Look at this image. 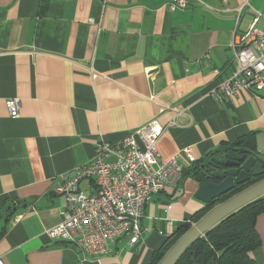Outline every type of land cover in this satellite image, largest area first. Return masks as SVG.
<instances>
[{
  "label": "crops",
  "instance_id": "crops-1",
  "mask_svg": "<svg viewBox=\"0 0 264 264\" xmlns=\"http://www.w3.org/2000/svg\"><path fill=\"white\" fill-rule=\"evenodd\" d=\"M0 0V258L5 264H80L77 248L50 239L60 220L58 175L89 161L99 138L118 140L155 118L161 158L190 147L202 163L253 133L264 161V88L215 101L207 91L234 68L231 43L264 0ZM259 27H264L261 20ZM18 97L17 116L5 100ZM176 110H174V109ZM173 121V122H172ZM182 166L188 159L179 155ZM199 181L153 194L141 233L82 264H147L176 225L204 207ZM92 192L90 179L79 182ZM264 264V213L256 218Z\"/></svg>",
  "mask_w": 264,
  "mask_h": 264
},
{
  "label": "built area",
  "instance_id": "built-area-1",
  "mask_svg": "<svg viewBox=\"0 0 264 264\" xmlns=\"http://www.w3.org/2000/svg\"><path fill=\"white\" fill-rule=\"evenodd\" d=\"M188 3L189 0H169L167 7L173 11ZM261 20L264 21V10H255L247 29L232 41L234 68L207 91L213 100L264 88V27L258 26ZM5 105L11 116L18 115V97L6 99ZM163 130L164 126L152 118L116 141L101 137L89 161L56 178L52 192L64 197L65 207L60 220L45 233L52 240L76 247L80 264L109 253L111 243L124 234L130 233L134 243L141 233L140 220L151 196L180 185L183 166L179 155L189 162L194 157L186 146L161 158L157 143ZM83 179L93 182L92 192L79 188ZM0 264H5L1 258Z\"/></svg>",
  "mask_w": 264,
  "mask_h": 264
},
{
  "label": "trees",
  "instance_id": "trees-1",
  "mask_svg": "<svg viewBox=\"0 0 264 264\" xmlns=\"http://www.w3.org/2000/svg\"><path fill=\"white\" fill-rule=\"evenodd\" d=\"M229 147L238 148L244 155H254L260 159L254 152V135L247 133L234 142L215 149L206 161L202 163L193 161L190 167L183 166L181 182L186 176H192L200 183L209 182L210 179H207L206 175L213 169V156ZM263 177L264 174L251 177L248 183L236 185L231 191L216 198L213 203L205 204L200 210L178 223L161 246L153 250L147 264H158L164 253L191 226V223L196 222L210 208ZM261 213H264V194L207 229L185 248L175 264H256L250 252L260 245L255 223Z\"/></svg>",
  "mask_w": 264,
  "mask_h": 264
},
{
  "label": "water",
  "instance_id": "water-1",
  "mask_svg": "<svg viewBox=\"0 0 264 264\" xmlns=\"http://www.w3.org/2000/svg\"><path fill=\"white\" fill-rule=\"evenodd\" d=\"M212 162L217 165L213 169H219H212L206 175L210 181L199 183L194 194L204 204L213 203L216 198L231 191L236 185L248 183L251 177L264 174L263 161L254 155H244L238 148L229 147L217 153L213 156ZM263 194L264 177L217 203L175 241L158 264H175L185 248L207 229Z\"/></svg>",
  "mask_w": 264,
  "mask_h": 264
},
{
  "label": "flooded vegetation",
  "instance_id": "flooded-vegetation-1",
  "mask_svg": "<svg viewBox=\"0 0 264 264\" xmlns=\"http://www.w3.org/2000/svg\"><path fill=\"white\" fill-rule=\"evenodd\" d=\"M214 166H217V165H215V164H213V162H212V167H214ZM219 167V166H218ZM220 168H222V167H220ZM214 169H219V168H214ZM213 169V170H214Z\"/></svg>",
  "mask_w": 264,
  "mask_h": 264
}]
</instances>
